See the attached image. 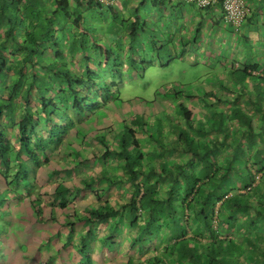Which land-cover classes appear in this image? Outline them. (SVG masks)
Masks as SVG:
<instances>
[{
	"label": "trees",
	"instance_id": "16d2710c",
	"mask_svg": "<svg viewBox=\"0 0 264 264\" xmlns=\"http://www.w3.org/2000/svg\"><path fill=\"white\" fill-rule=\"evenodd\" d=\"M75 1L74 14L68 0H57L61 18L74 15L70 33L61 30L51 42L49 16L28 33L23 57L8 60L0 45V219L8 225L0 222V264H244L236 260L229 229L238 218L240 230L264 216V147L243 156L238 145L231 159H221L209 143L217 148L218 135L227 137L225 113L212 111L196 121L180 104L171 121L176 138L168 147L158 141L156 158L145 153L133 120L116 130L103 126L108 137L92 136L99 121L93 106L118 98L124 79L132 78L122 68L139 65L134 55L145 48L137 15L126 27L127 44L118 35L126 22L114 13L101 39L90 32L82 10L104 7ZM35 49L40 56L50 49L55 59L32 57ZM263 100L260 93L257 103ZM260 114L264 127V108ZM246 120L252 128L254 116L246 113ZM141 131L147 137L148 129ZM197 134H214L216 141L203 145L194 141ZM166 149L189 154L170 167L162 157ZM252 212L250 221L243 220Z\"/></svg>",
	"mask_w": 264,
	"mask_h": 264
},
{
	"label": "crops",
	"instance_id": "0c3cea01",
	"mask_svg": "<svg viewBox=\"0 0 264 264\" xmlns=\"http://www.w3.org/2000/svg\"><path fill=\"white\" fill-rule=\"evenodd\" d=\"M80 1L86 4V0ZM245 3L249 8V15L241 27L234 28L224 22L221 3L209 8H197L190 3L174 4L157 0L154 2L149 0L121 1L110 7L115 12L108 11L109 20L107 19L101 25L99 31V34L102 35L101 39H106L102 32L109 23H112L113 15L117 14L120 18L118 20L126 22L118 35L122 36L124 43L127 44L126 27H128V23L136 18L135 15L141 21L142 29L138 33V38L139 43L142 42L147 51L144 50L143 55L140 53L134 55L135 62H141L139 67L135 65V68L133 66L122 68L126 70L127 74H130L129 70H131L134 76L136 74L138 77L141 76L134 69L143 70L142 63L147 62L149 51L154 52L152 58L155 56V64L161 67H166L175 58L188 60L191 57L195 62H202L210 67L212 74L206 73L205 79L199 81V88L203 89V93L199 95L192 92L186 97L193 100L196 121L200 118H209L212 111L225 113L229 126L227 137L218 135L222 145L218 144L217 148H212L209 143V147L215 149V154L221 159H231L238 145V150L243 156H253L261 146L264 147V127L260 114L264 108V100L262 104L257 103L260 93H263L264 97V0H245ZM146 5L152 6L151 13L154 22L147 21L143 16L145 13L143 8ZM76 6L75 0H68L67 10L70 13H76ZM0 9L5 12V16L1 15L2 18L0 16V45H5L3 55L10 61H16L15 59L21 58L29 52V50L22 49L28 33L33 26L46 22L49 16L52 17L51 26L55 29V36L51 42L62 33L61 30L64 33L72 31L71 21L74 15H71L69 19H57V16L62 13V9L57 5V0H0ZM86 10L85 7L83 11ZM55 13L56 15H54ZM112 13L114 14L112 15ZM14 22L19 24V30H13L11 33L10 29H14ZM6 30L11 34L8 37L4 36ZM16 33L19 38H16ZM15 46L19 47V52L10 53V50ZM160 48L166 49L165 54L164 51H160ZM36 56L47 61L55 59L54 52L50 49L45 50L42 56H40L39 50L35 49L32 52V57ZM9 75L11 74L9 73ZM130 76L133 77L132 74ZM128 81L126 80L123 84ZM160 94L165 93L160 92ZM173 97L174 95L171 94L168 99ZM161 106L164 108L160 107L164 114L162 126L167 131L162 140H152V130L147 133V137L137 134L141 140V146L146 150L145 153H152L154 158L161 150L157 142L162 141L164 146L168 147L169 140L175 139L177 135L173 131L171 121L178 118V104H162ZM246 113L248 117L254 116L252 128H248ZM100 121H97L98 126L103 124ZM250 136H253V139ZM199 139L203 145L208 143L207 141H216L214 134H203L200 137L197 134L194 141L199 142ZM180 146L183 149L187 148L184 144ZM95 147L98 145L96 144ZM188 154V152L179 153L166 149L162 157L167 160L168 166L173 167L176 162L185 160ZM154 158L153 161L156 163ZM254 214L252 212L242 218L250 221L251 215ZM256 218L253 225L250 227L245 225L240 230L236 228V225L241 221V218H238L234 222V227L229 229L233 234L234 247L239 254L238 260H244V264H264V216L260 215Z\"/></svg>",
	"mask_w": 264,
	"mask_h": 264
},
{
	"label": "rangeland",
	"instance_id": "374dc122",
	"mask_svg": "<svg viewBox=\"0 0 264 264\" xmlns=\"http://www.w3.org/2000/svg\"><path fill=\"white\" fill-rule=\"evenodd\" d=\"M151 7V5H146L143 8L145 13L142 15L145 16L147 21H152L153 18ZM83 14L85 22H87L86 24L90 25V32L95 34H98L100 31L99 27H101V25L104 24V22L109 18L108 11L106 9L99 10L95 7L87 8ZM57 19L61 20V15H58ZM151 26L154 27V25ZM13 27L14 30H19L18 23L14 22ZM15 35L16 38H19L18 33ZM144 48L147 51V48ZM165 50L166 49L164 48H160V51H164V54ZM152 53L154 52L149 51L147 62L144 64L142 63L143 70L140 71L137 68H133L139 72L141 75L140 77H138L137 74L134 76L133 72L129 70V73L132 74L133 77L129 79L126 84L121 86L117 99H112L109 101L107 106L101 107V109H95L93 104L90 103L94 109V116L99 114V121L101 120L100 122L103 123L102 125L100 124L98 126V131L93 130L91 134L92 136H95V134L98 133V135L105 134V136L107 135L108 137L111 135V132L108 130L109 128L103 129V126L111 125L113 129L116 130L120 128L121 124H124L125 122L129 123L133 120L134 123H137L136 126L138 128H136L139 129L137 134L144 135L145 133H143L141 129L145 127L148 129V131L152 130V136H161L163 138V135L166 134L167 131L162 126V120L164 117V114L162 113V109H164L163 106H161L162 104H180V107H184L185 109L191 110L194 113L193 100L187 98L186 96L192 92L199 95L203 93V89L199 88V81H203L205 79L206 73L210 72L209 75L212 74L209 69L210 67L205 63L195 62L193 57L188 60H180L175 58L174 60H171L169 62L170 64L166 67H161L155 64L156 57L154 56V58H152ZM162 58L166 59L167 57ZM44 60L45 59H43V61ZM139 65H137V67H139ZM123 79L124 77H122V80ZM125 81L126 79H124L123 82ZM52 91L53 90H51L50 94L52 93L51 95L53 96L54 93ZM160 92H164L165 94L161 95ZM171 94H173L174 97L172 99H168ZM89 97L92 99V95H89ZM97 99H100V97H97ZM160 107H162V109H160ZM172 114L173 117H175L174 113ZM84 124L85 122L82 124L83 132L85 127ZM160 125L162 126V129ZM108 141L109 143L112 142L111 138H109ZM86 198H88V196H86ZM17 208H19L18 205L15 206V209ZM0 222H3L5 223V226H8L6 222L1 219ZM9 231L13 233L14 238H18L20 233H18L16 225L10 224ZM2 237L3 236H1V238ZM10 246L12 245L10 244ZM113 251L114 250L112 249L111 252ZM236 260L238 261V259Z\"/></svg>",
	"mask_w": 264,
	"mask_h": 264
},
{
	"label": "built area",
	"instance_id": "2783aa9c",
	"mask_svg": "<svg viewBox=\"0 0 264 264\" xmlns=\"http://www.w3.org/2000/svg\"><path fill=\"white\" fill-rule=\"evenodd\" d=\"M95 4L104 8L113 7L121 1H136V0H92ZM154 2L156 0H149ZM168 1L174 4H193L197 8H206L213 6L216 0H157ZM223 20L226 24L239 28L249 15V8L245 0H222Z\"/></svg>",
	"mask_w": 264,
	"mask_h": 264
}]
</instances>
